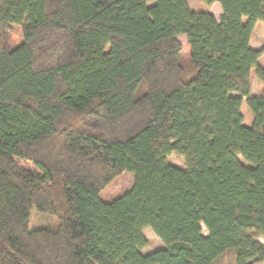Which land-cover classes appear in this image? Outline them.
Returning <instances> with one entry per match:
<instances>
[{
  "label": "trees",
  "instance_id": "trees-1",
  "mask_svg": "<svg viewBox=\"0 0 264 264\" xmlns=\"http://www.w3.org/2000/svg\"><path fill=\"white\" fill-rule=\"evenodd\" d=\"M201 2L0 0V264L264 260V0Z\"/></svg>",
  "mask_w": 264,
  "mask_h": 264
},
{
  "label": "rangeland",
  "instance_id": "rangeland-1",
  "mask_svg": "<svg viewBox=\"0 0 264 264\" xmlns=\"http://www.w3.org/2000/svg\"><path fill=\"white\" fill-rule=\"evenodd\" d=\"M190 8L194 10L204 9L211 12L216 18L219 17L221 13L220 6L217 2L212 3L209 6L204 5L201 0H187ZM151 4V2H150ZM20 29L16 25H12L8 33V45L13 46L21 40ZM178 39L181 42L180 56L182 61L187 60V52L189 46L185 43V38L183 35H179ZM264 43V22L257 21L253 27V31L250 37V46L254 48H259ZM259 63L264 65V54H261L258 58ZM251 94H260V83L253 72H251ZM240 111L243 115V123L249 125L251 122V113L247 109L245 102H242L240 106ZM169 161L177 166H182L183 163L180 159L176 158L173 154L169 156ZM132 185V174L129 172H122L115 176L108 184H106L100 191L99 196L103 200H111L114 197L120 195L121 193L128 190ZM53 219L50 216L37 212L35 209H31L29 226L30 227H40L45 225H50ZM202 232L205 234L206 231L202 227ZM144 234L148 240L147 246H145L141 251L143 253L151 251L159 246L161 242L159 238L151 231L150 228L144 229Z\"/></svg>",
  "mask_w": 264,
  "mask_h": 264
},
{
  "label": "crops",
  "instance_id": "crops-1",
  "mask_svg": "<svg viewBox=\"0 0 264 264\" xmlns=\"http://www.w3.org/2000/svg\"><path fill=\"white\" fill-rule=\"evenodd\" d=\"M259 240L264 243V238H259ZM253 264H264V260L254 262Z\"/></svg>",
  "mask_w": 264,
  "mask_h": 264
}]
</instances>
